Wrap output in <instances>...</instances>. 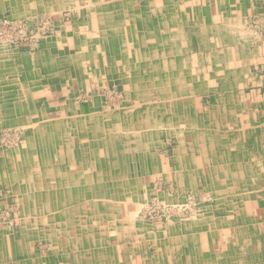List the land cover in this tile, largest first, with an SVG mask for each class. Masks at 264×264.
<instances>
[{"label": "crops", "instance_id": "crops-1", "mask_svg": "<svg viewBox=\"0 0 264 264\" xmlns=\"http://www.w3.org/2000/svg\"><path fill=\"white\" fill-rule=\"evenodd\" d=\"M0 1L17 6L19 0ZM236 2L113 0L107 6L74 8L69 0L27 3L32 13L72 7L74 15L69 26L61 23L58 30L45 16L55 36L32 45L33 52L31 46L14 53L0 49V131L14 126V131L25 132L18 148H0V186L13 187L8 193L17 199L22 225L51 234L52 264H243L231 263L226 255L235 242L228 237L243 234L241 229L232 233V225L246 220V202L231 199L233 182L245 176L240 165L230 164L231 148L217 133L236 125L233 114L242 106L226 100L201 104L196 98L203 92L226 91L217 88L216 74L231 72L238 57L227 47L236 37L230 22ZM28 8L17 11L27 13ZM217 11L223 13L218 26ZM92 37L95 52L87 43L86 52H78L83 38ZM239 60L242 67V57ZM153 76L160 81L156 91ZM104 82L124 86L122 106L115 102V109L105 110L107 102L94 97L90 88L103 87ZM137 82L144 84L143 91ZM79 89L93 101L76 102L74 92ZM119 109H130L133 116L122 117ZM153 124L162 126V136L152 130ZM168 125L175 126L174 133L168 132ZM167 133L174 142L172 161L164 167L155 153L165 147L160 141ZM171 163L170 174L165 170ZM165 173L178 179L179 187L192 185L194 191L202 188L219 196L217 204L226 207L193 222L188 234L149 233L128 205L140 202L148 190L147 176ZM234 203L239 209L230 211ZM205 223L208 228H203ZM217 230L227 237L221 253L205 243ZM24 237L6 235L0 240V264H24L32 256L31 250L25 251ZM36 259L30 264H39Z\"/></svg>", "mask_w": 264, "mask_h": 264}, {"label": "rangeland", "instance_id": "rangeland-1", "mask_svg": "<svg viewBox=\"0 0 264 264\" xmlns=\"http://www.w3.org/2000/svg\"><path fill=\"white\" fill-rule=\"evenodd\" d=\"M29 1L31 0H19L17 6L3 5L0 1V49H7L10 53H14L17 48L21 51L23 48L31 46L30 49L33 52L36 49H33L32 45L47 41L55 36L54 31L52 34L48 31L49 20L55 21V29L58 30L57 27L61 23H66L68 26L71 24V19L74 16L72 7L85 6L86 4L107 6L113 0H69L71 8H65V10L57 9L53 13H51L52 11L49 12L47 7H44L39 12L32 13V7H27ZM237 1L238 6L235 7L236 11L231 14L230 21L231 25L234 26L233 35H236V37L227 44V47L236 54L235 57H238H236V62H233L231 72L223 73L224 76H221L220 73L216 74L218 77L216 78L217 88L226 91L220 92L217 89L218 91L203 92L199 93L196 98L201 104L204 102H206L205 104L207 102L212 104L226 100L240 103L242 106L241 110H236V115L235 113L233 114V117H236V125L231 128L226 126L220 132L217 131L220 137L219 140L223 141L228 149L231 148L230 164L240 165L245 176L240 181L235 180L233 182L232 191L235 197L231 199L232 202L234 200L246 202L247 211L244 215L246 220L244 221L243 218L241 223L234 222L232 225V233L234 230L241 229L243 234L241 236L233 234L228 237L230 241L235 240V242L233 243V250L226 257L230 259L231 263L241 261L243 264H264V0ZM24 8L30 10L27 9V13L17 11V9L24 11ZM220 10H222V7ZM45 16L51 19L47 20L48 18ZM219 18H223V13H218L217 11V26L221 22ZM3 20L8 21V23ZM218 31L219 29H217ZM216 36L215 34L214 37L217 42ZM38 37H42V39H36ZM220 37L222 38L223 36L220 35ZM94 41L95 37L90 39L83 38L77 51L86 52L83 44L87 43L89 44L87 48L95 52ZM22 46L25 47L21 48ZM239 57H242L243 60L241 63L242 67L238 64L240 63ZM92 63L94 62L92 61ZM238 66L239 68L241 67V79L240 76L238 77V71L240 70H237ZM95 72L97 71L94 70L93 74ZM100 73H103V71ZM158 80L159 78L155 76L151 79V86L155 91L160 86V81L158 82ZM138 83V90L143 91L144 84L139 83L138 85ZM90 89L94 90V97L107 102L105 103V110L108 108L115 109L116 107L113 106L115 102L120 103L122 106L121 102L125 101L126 94L122 92V84L113 83L112 86H109L107 82H104L103 87L97 88L96 85H93ZM74 93L76 102L86 104L93 101V97L86 96L83 89L76 90ZM142 95H139V98ZM153 96L155 98V95ZM119 111L122 117L132 116L130 109H119ZM170 111L169 109V116L171 115ZM153 125L152 130L154 128L157 129V132L162 136V126ZM168 127V132H175L174 125H168ZM13 128L15 127L13 126L11 130L7 127L1 129L0 148L2 150H14L24 143L25 132L21 129L14 131ZM162 129L166 132L164 128ZM172 133L164 134L161 138L160 143L165 144L164 148H156L155 155L158 160L161 159L160 165L164 167L168 165V162L172 161L171 153L173 149L171 142H174L173 139L172 141L170 139L173 137L170 135ZM230 166L229 168H231ZM173 167L174 165L171 163L169 164V170L165 171L171 174ZM166 175L167 173L163 176L158 175L155 178L147 176V179H150V183L146 186L148 190L142 195L140 202L132 201L128 205L131 208V212L137 213V222L146 227L149 233H163V231L164 233L166 231L178 233L181 231L182 234H188V227H192L193 222L196 223L200 218L209 214L213 216V213L226 207L217 204L219 196L206 192L202 188L194 191L192 185L185 184V187H179L178 179H173L171 176L169 179ZM9 188L13 190V187L0 186V203L3 204V207L0 205V240L3 242L6 235L9 237L25 235L24 238L28 243L26 246L24 242L25 251L27 253L28 249L31 250L32 253L30 255L32 256L27 258L24 264H30L35 258H37L36 260L39 264L54 263V257L52 256L53 245L50 241L51 234L46 231L47 229L39 230V228L32 226L28 227L27 224L26 226L22 225L20 219H18L17 206H15L17 199L12 192L8 193ZM11 201H14V203ZM238 205L234 203L230 211H237L239 209ZM226 211H228L227 208ZM208 225V223L203 224V228H208ZM230 228L231 225H228V229ZM217 232L218 234L211 237L207 236L205 243L213 244L217 253H221L227 242V237H225L224 233L220 232L219 235L218 230ZM165 235L168 234L166 233ZM238 242L239 247L237 245ZM238 248H241V250H237Z\"/></svg>", "mask_w": 264, "mask_h": 264}, {"label": "bare ground", "instance_id": "bare-ground-1", "mask_svg": "<svg viewBox=\"0 0 264 264\" xmlns=\"http://www.w3.org/2000/svg\"><path fill=\"white\" fill-rule=\"evenodd\" d=\"M100 22H101V21H100ZM107 26H109V25H107ZM107 29H108V28H107ZM25 33H26V32H25ZM21 43H22V42H21ZM21 43H20V44H21ZM128 48H129V47H128ZM143 56H144V55H143ZM93 59H94V58H93ZM149 62H150V61H149ZM145 65H146V64H145ZM145 67H146V66H145ZM128 71H129V70H128ZM122 73H123V72H122ZM147 78H148V77H147ZM123 80H124V79H123ZM116 83H117V82H116ZM128 86H129V85H128ZM128 86H127V87H128ZM123 87H124V86H123ZM123 87H122V88H123ZM132 88H133V86H132ZM169 89H170V88H169ZM127 90H128V89H127ZM126 93H128V92H126ZM135 95H137V94H135ZM17 100H18V99H17ZM129 100H130V99H129ZM132 100H133V99H132ZM136 100H137V99H136ZM25 102H26V101H25ZM134 102H135V100H134ZM97 104H98V103H97ZM139 104H140V103H139ZM142 104H143V103H142ZM130 105H131V104H130ZM123 107H124V106H123ZM127 107H128V106H127ZM136 107H138V106H136ZM87 108H88V107H87ZM135 111H136V110H135ZM73 112H74V111H73ZM117 112H118V111H117ZM78 114H79V113H78ZM73 115H74V114H73ZM81 115H82V114H81ZM70 116H71V115H70ZM132 116H133V115H132ZM47 120H48V119H47ZM49 120H50V119H49ZM132 122H133V121H132ZM136 123H137V122H136ZM143 124H144V123H143ZM31 125H32V124H31ZM31 125H29V126H31ZM114 125H115V124H114ZM111 126H112V125H111ZM16 127H17V126H16ZM20 127H21V126H20ZM25 127H26V126H25ZM25 127H24V128H25ZM31 127H34V126H31ZM117 127H118V126H117ZM22 128H23V127H22ZM46 128H47V127H46ZM70 129H71V128H70ZM119 129H120V128H119ZM75 130H76V129H75ZM144 130H145V129H144ZM113 132H114V131H113ZM117 132H118V131H117ZM147 132H148V131H147ZM88 133H89V132H88ZM88 133H87V134H88ZM147 134H148V133H147ZM88 135H89V134H88ZM79 136H80V135H79ZM147 136H148V135H147ZM81 137H82V136H81ZM124 137H125V136H124ZM122 138H123V137H122ZM19 140H20V139H19ZM75 141H76V140H75ZM123 141H124V140H123ZM127 141H128V140H127ZM74 143H75V142H74ZM75 145H78V144H75ZM20 146H21V145H20ZM28 146H29V145H28ZM58 146H59V145H58ZM75 149H76V148H75ZM115 149H116V148H115ZM87 150H88V149H87ZM83 151H84V150H83ZM14 152H15V151H14ZM147 158H148V157H147ZM105 159H106V158H105ZM20 160H21V159H20ZM71 160H72V159H71ZM68 162H69V160H68ZM117 162H118V160H117ZM22 163H23V162H22ZM36 163H37V162H36ZM108 164H109V163H108ZM116 165H117V164H116ZM106 169H107V168H106ZM9 175H10V174H9ZM105 175H106V174H105ZM26 177H27V176H26ZM32 178H33V177H32ZM5 179H7V178H5ZM102 179H103V178H102ZM7 180H8V179H7ZM7 180H6V181H7ZM79 181H80V180H79ZM110 181H111V180H110ZM26 183H27V182H26ZM8 190H9V189H8ZM54 190H55V189H54ZM58 194H59V193H58ZM29 197H30V196H29ZM55 201H56V200H55ZM31 205H32V204H31ZM48 205H50V203H49ZM49 209H50V208H49ZM29 210H30V209H29ZM50 213H51V212H50ZM33 215H34V214H33ZM33 215H32V216H33ZM42 216L45 217L46 215L44 216V214H43ZM33 217H35V216H33ZM88 221H89V220H88ZM49 222H50V221H49ZM49 222H48V223H49ZM82 222H83V221H82ZM91 222H92V221H91ZM51 223H52V222H51ZM45 224H46V223H45ZM89 224H90V223H89ZM89 224H88V225H89ZM91 224H92V223H91ZM20 226H21V225H20ZM127 226H128V224H127ZM50 227H51V226H50ZM52 228H53V227H52ZM91 228H92V227H91ZM87 230H88V229H87ZM91 230H92V229H91ZM132 230H133V229H132ZM61 231H62V230H61ZM67 231H68V230H67ZM70 231H71V230H70ZM89 231H90V230H89ZM63 232H65V231H63ZM63 232H62V233H63ZM90 232H91V231H90ZM6 233H7V232H6ZM60 233H61V232H60ZM84 233H85V231H84ZM91 233H92V232H91ZM64 236H65V235H64ZM73 236H74V235H73ZM93 236H94V235H93ZM72 238H74V237H72ZM94 241H96V240H94ZM87 243H88V242H87ZM70 244H71V243H70ZM6 246H7V245H6ZM94 248H95V247H94ZM98 251H99V250H98ZM100 251H101V250H100ZM58 254H59V253H58ZM44 255H45V254H44ZM59 259H60V258H59ZM75 260H76V259H75ZM60 261L63 262V260H60ZM58 263H59V262H58Z\"/></svg>", "mask_w": 264, "mask_h": 264}, {"label": "built area", "instance_id": "built-area-1", "mask_svg": "<svg viewBox=\"0 0 264 264\" xmlns=\"http://www.w3.org/2000/svg\"><path fill=\"white\" fill-rule=\"evenodd\" d=\"M5 23H8V21H6V20H3Z\"/></svg>", "mask_w": 264, "mask_h": 264}]
</instances>
